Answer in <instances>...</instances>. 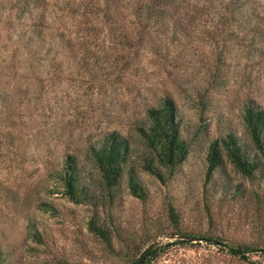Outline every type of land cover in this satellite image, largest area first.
<instances>
[{"label":"rangeland","instance_id":"374dc122","mask_svg":"<svg viewBox=\"0 0 264 264\" xmlns=\"http://www.w3.org/2000/svg\"><path fill=\"white\" fill-rule=\"evenodd\" d=\"M6 5L0 0V42L14 45L15 54L0 60L1 264H127L117 253L129 239L162 244L147 264H264L263 180L247 178L225 158L206 182L203 173L209 139L230 130L248 146L242 100L249 97L264 107V0L252 4L261 18L253 46L241 17L225 24L205 19L177 39L150 31L155 48L120 45L115 36L120 16L106 21L97 8L102 0H45L39 59L11 42L29 19L15 22ZM126 18L133 19L129 13ZM165 93L176 104L190 145L186 159L164 180L136 167L145 198L129 192L124 174L108 200L87 156L88 144L110 129L132 138L144 108ZM200 100L207 108L202 135L196 133ZM67 154L77 161L86 201L69 200L55 177ZM39 200L54 209L40 207ZM168 205L181 229L262 249L242 258L203 238L181 243L167 233L174 230ZM94 210L105 218L111 245L87 227ZM27 217L36 222L38 241L26 232Z\"/></svg>","mask_w":264,"mask_h":264},{"label":"trees","instance_id":"16d2710c","mask_svg":"<svg viewBox=\"0 0 264 264\" xmlns=\"http://www.w3.org/2000/svg\"><path fill=\"white\" fill-rule=\"evenodd\" d=\"M5 9L14 15L15 22L21 17L28 18L24 27L14 33L11 41L33 58H42L41 44L45 37V0H6ZM255 0H102L101 8L106 21L111 20L113 14L120 16L116 27L115 36L118 43L124 47L148 44L155 48L151 42L150 31H156L169 39H177L179 35L188 34L192 27L205 21L214 20L216 23H236L241 19L249 24L245 29L246 41L252 46L261 36L257 23L261 21L252 5ZM96 10V7H94ZM94 9L92 12L94 13ZM105 13V14H104ZM131 14L133 19L128 21L126 14ZM182 15H186L182 19ZM2 20H6V15ZM9 21V20H8ZM14 26V25H13ZM12 26V27H13ZM131 26V28H129ZM256 26V28L254 27ZM110 28V27H109ZM132 33V35H130ZM8 39L11 37L7 36ZM1 39V36H0ZM259 40V39H258ZM14 45L0 42V60L5 53L8 59L15 54ZM158 49V48H157ZM157 51V50H156ZM40 56V57H39ZM3 71L0 69V74ZM204 100H200L198 112L199 123L196 133H206L205 117L202 113ZM240 116L243 129L248 138V146L230 130L223 135L208 140L204 153V178L205 182L211 178L213 172L219 170L223 164V158L227 159L235 169L249 179L259 177L263 180L264 191V107L252 98L242 100ZM176 104L173 98L165 93L155 103L144 108L143 116L134 122V135H123L116 129L104 131L99 138L87 146V156L92 165L97 169L100 185L106 190V198L111 200L118 188L122 176H126V185L129 192L144 199L146 190L140 183L136 174V167L147 173L164 180L166 174L171 173L185 159L190 145L182 135ZM64 164L55 172L59 180L62 192L73 202L86 201L88 192L85 184L80 181L79 168L73 154L65 155ZM135 158V162L133 161ZM255 199H259L258 193ZM42 208H53V205L45 200H39ZM174 230L167 232L169 236L178 235L179 241L184 243L189 239L203 238L217 244L226 245L229 253L242 258H248L246 254L251 251L261 250V247L250 246L245 243H224L218 236L181 229L177 225V214L171 205L167 208ZM109 222L111 214H107ZM26 232L33 240L40 239V232L36 222L30 217L26 218ZM90 231L96 233L104 243L111 245L108 227L105 226L104 216H99L93 211L87 221ZM140 241L122 240V246L118 248L127 264H147L160 251L161 243L149 240ZM4 261V253L0 250V264Z\"/></svg>","mask_w":264,"mask_h":264}]
</instances>
